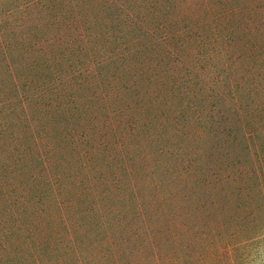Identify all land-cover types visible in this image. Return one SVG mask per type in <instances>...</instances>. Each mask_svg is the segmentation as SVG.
<instances>
[{
  "label": "rangeland",
  "instance_id": "rangeland-1",
  "mask_svg": "<svg viewBox=\"0 0 264 264\" xmlns=\"http://www.w3.org/2000/svg\"><path fill=\"white\" fill-rule=\"evenodd\" d=\"M0 264H264V0H0Z\"/></svg>",
  "mask_w": 264,
  "mask_h": 264
}]
</instances>
